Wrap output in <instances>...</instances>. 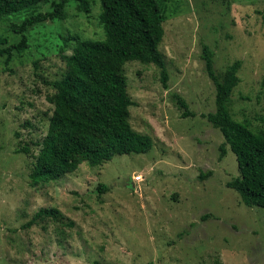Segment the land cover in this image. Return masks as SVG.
<instances>
[{"label": "rangeland", "instance_id": "374dc122", "mask_svg": "<svg viewBox=\"0 0 264 264\" xmlns=\"http://www.w3.org/2000/svg\"><path fill=\"white\" fill-rule=\"evenodd\" d=\"M164 2L158 48L167 86L153 63L123 67L129 122L152 139L147 152L82 162L47 183L30 177L52 113L51 82L71 52L63 38L103 37L97 0L88 14L69 1L66 17L34 26L28 47L9 62L0 54V264H264V208L245 205L226 186L238 175L236 156L228 144L221 155L222 133L201 117L215 110L201 57L207 44L219 75L240 61L232 117L264 130V0ZM26 14L0 19V48L19 40L10 24ZM175 94L194 116H182ZM40 208L57 209V217L29 224Z\"/></svg>", "mask_w": 264, "mask_h": 264}, {"label": "trees", "instance_id": "16d2710c", "mask_svg": "<svg viewBox=\"0 0 264 264\" xmlns=\"http://www.w3.org/2000/svg\"><path fill=\"white\" fill-rule=\"evenodd\" d=\"M46 1L0 0V19L27 11L20 22L10 24L11 30L20 35L19 40L0 48L6 62L14 52L28 47L27 33L34 26L64 19L66 5L73 0H52L50 9L34 10ZM75 1L77 10L88 14L95 0ZM97 1L103 37L84 38L74 33L63 38L65 47L72 42L71 52L61 55L65 71L60 79L51 82L55 91L48 100L53 107L30 173L34 184L57 180L82 162L97 166L114 155L143 153L152 147L150 136L136 131L129 122L132 100L123 67L134 60L153 63L160 69L163 86H167L168 72L158 48L167 19L166 0ZM201 57L215 86V110L201 113V117L222 133L221 155L228 144L237 161L238 175L226 186L234 189L245 205L264 208V130L252 129L248 123L234 119L229 111L240 61H234L219 75L207 44L202 45ZM175 99L183 109L182 116L195 115L188 110L184 98L175 94ZM204 176L200 173L198 177ZM106 187L100 185L98 190ZM57 213L55 208H40L29 224L40 218L57 217Z\"/></svg>", "mask_w": 264, "mask_h": 264}, {"label": "built area", "instance_id": "2783aa9c", "mask_svg": "<svg viewBox=\"0 0 264 264\" xmlns=\"http://www.w3.org/2000/svg\"><path fill=\"white\" fill-rule=\"evenodd\" d=\"M139 178H140V177H139V176H137V177H136V180H139Z\"/></svg>", "mask_w": 264, "mask_h": 264}]
</instances>
